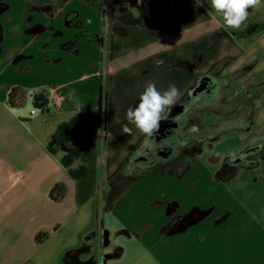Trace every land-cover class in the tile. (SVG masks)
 I'll use <instances>...</instances> for the list:
<instances>
[{
  "label": "crops",
  "instance_id": "obj_1",
  "mask_svg": "<svg viewBox=\"0 0 264 264\" xmlns=\"http://www.w3.org/2000/svg\"><path fill=\"white\" fill-rule=\"evenodd\" d=\"M129 12L141 26L118 21ZM130 37L128 62L140 63L127 72L126 57L112 51ZM174 58L190 66L175 69ZM225 60L228 72L251 66L234 78L242 91L264 85V4L233 30L211 0H0V264H264V157L225 165L249 147L264 151V90L248 130L203 142L187 163L144 165L151 143L126 119L148 83L175 84L178 104ZM120 70L126 81L114 96L106 87L99 120L100 87ZM13 88L23 104L40 91L61 101L36 116L43 111L8 105ZM76 114L89 119L87 137L64 167L65 151L46 145ZM55 184L65 189L58 200L49 196ZM39 233L47 236L37 242Z\"/></svg>",
  "mask_w": 264,
  "mask_h": 264
},
{
  "label": "trees",
  "instance_id": "obj_2",
  "mask_svg": "<svg viewBox=\"0 0 264 264\" xmlns=\"http://www.w3.org/2000/svg\"><path fill=\"white\" fill-rule=\"evenodd\" d=\"M133 1V0H131ZM255 26L250 25L244 30L230 32L232 37L243 36L254 30ZM229 61L225 60L216 64L209 73L201 76L199 80L206 79L210 75H215L216 84L213 85V81L209 84V91H206V95L209 92L208 96L200 97H190V93L182 100L188 98L189 106L187 113L190 114V124L186 127L184 131V140L182 141L183 154L177 159V162H184L190 159V156L199 152L201 144L205 141H212L218 138L219 136L231 132V131H246L251 126L252 115H253V103L254 100L259 96V94L264 90V85H249L245 90L236 94L229 102L224 101L226 96H230L233 93L231 87H228V82L232 78H240L243 76L251 66L244 67L242 70L236 71L232 74L231 77H221L219 74L221 71L229 65ZM217 69V75L213 73ZM18 88H13L8 94V105L10 107H21L23 105V98L18 96ZM104 92L103 86L99 90V106H98V115L99 120L101 117V108L104 105ZM33 106L35 108H46L48 104V94L44 91H40L32 94ZM181 104V102H180ZM185 108H187L184 103ZM211 111V113L220 115L218 120L213 124H202L200 119L197 116L198 113L203 111ZM89 119L86 116L81 114H76L70 118L67 122L60 124L55 132L52 134L51 138L47 142L46 149L49 153H53L56 150L62 149L65 151V154L61 158V163L64 167H68L74 159H76L81 152L85 140L87 137ZM195 127V131L193 128ZM189 129V131H188ZM264 157V151H261L259 146L249 147L238 156L233 159H226L225 165L229 167L243 166L250 164L252 162L250 157L253 155H258ZM133 158V154L124 164V167L121 171H128L126 165ZM85 167L81 166L75 170L70 171V175L74 179L80 178L85 173ZM136 176V175H135ZM64 186L62 184H55L51 189L49 196L53 200H58L61 198L64 192ZM47 236L45 233H39L36 235L35 239L37 242L42 241Z\"/></svg>",
  "mask_w": 264,
  "mask_h": 264
},
{
  "label": "clouds",
  "instance_id": "obj_3",
  "mask_svg": "<svg viewBox=\"0 0 264 264\" xmlns=\"http://www.w3.org/2000/svg\"><path fill=\"white\" fill-rule=\"evenodd\" d=\"M264 0H211V7L222 19L223 24L233 30H240L247 21L249 9L257 10ZM180 97V90L170 84L167 90L161 91L155 83H148L139 98V103L126 112L128 124H133L146 138V142L159 146L155 139L162 121H167L170 111ZM125 124L124 133L131 135L132 129ZM195 131V127L193 128ZM160 141L159 144H163Z\"/></svg>",
  "mask_w": 264,
  "mask_h": 264
},
{
  "label": "rangeland",
  "instance_id": "obj_4",
  "mask_svg": "<svg viewBox=\"0 0 264 264\" xmlns=\"http://www.w3.org/2000/svg\"><path fill=\"white\" fill-rule=\"evenodd\" d=\"M18 3H21V2H18ZM11 15H12V13H11ZM103 19H104V22L109 20L108 11H103ZM2 20L7 21L8 18L3 16ZM118 21L121 22L122 24H125V25L137 24L138 23L141 26V23H140L139 20L136 21V20L132 19V15H131L130 12L128 14L120 17V19ZM108 22H110V20ZM128 30L132 31L134 29H128ZM103 39L104 40L101 42V45H102V48H103V54H104V58H105L104 61H105L106 60V52H107V48L109 46V42L105 41V37H103ZM116 44L117 45L114 47L112 53H117L119 55L121 54L122 55L121 57L125 56L126 58L124 60H127V62L129 60H131L132 59L131 57L133 56L132 55L133 46L137 44L136 42H134L133 38L130 37V38H127V39H122V40L118 41ZM111 49H112V47H111ZM134 62H136V63H133V64H130L129 62L127 63V66H125V69H127V72H130L132 70V68H134V66H136L137 64L140 63L139 59L134 60ZM171 63H172L171 64L172 67L175 68V69L176 68L177 69H181V68H185L187 66L188 67L190 66L189 62L187 63V62H185L183 60H180V59H177V58H174ZM228 67H229V65L221 71L219 76H221V77H223V76L231 77L234 72H228ZM213 73L217 75L218 74L217 73V69L214 70ZM111 76L113 77L112 79L109 78ZM125 78L126 77L122 74L121 70L113 72V73L109 72L107 78L104 79L106 82L103 83V87H104V89H103L104 95L103 96H105V94H106L105 93L106 92V87L108 89H110L109 92H112L113 96L119 94V90L120 89L117 88L116 85L121 83V82L126 81ZM173 80L175 82H177V79H173ZM227 86L232 88L233 93H232V95L226 96L224 98V101H226V102H229L236 94L240 93L242 91L243 87H244L242 83L238 82L236 79H233V78L231 80H229ZM32 103H33V101H32ZM23 107L25 108V110H30V109H33L34 106L29 102V100H26V102L20 108H23ZM47 108L50 109V107H47ZM37 113H39V112H37ZM45 114H47V112L43 111L42 113H39L36 116L45 115ZM197 116L200 119V123H202V124H213V123H215L218 120L220 115L213 114V113H211V111L207 110V111H203V112L198 113ZM188 131H189V129H188ZM98 208H99L98 209V212H99L98 213V218H99V216L102 213L101 204L98 206Z\"/></svg>",
  "mask_w": 264,
  "mask_h": 264
},
{
  "label": "flooded vegetation",
  "instance_id": "obj_5",
  "mask_svg": "<svg viewBox=\"0 0 264 264\" xmlns=\"http://www.w3.org/2000/svg\"><path fill=\"white\" fill-rule=\"evenodd\" d=\"M213 81V85L216 84L215 81V75H210L206 79L201 80V85L203 87L201 89H198L194 96L190 95L188 98L194 99L195 97L202 96H208L209 92L205 95L204 93L206 91H209V84ZM195 85H199V78ZM194 97V98H193ZM185 99V101H181V104H186L187 108H184L179 113H177L174 117L173 115L169 116L168 122L164 123L165 128L162 130V135H159L160 137H156L157 144L159 146H154L150 144V149L145 151V154L141 155V162L144 165L148 166H167V165H174V163L177 162V159L182 156V150L184 140V131L186 127L190 124V114L187 113V109L189 106V100ZM171 117V118H170ZM189 123V124H188ZM162 126V127H163ZM162 137V138H161ZM160 141H164L163 144H159Z\"/></svg>",
  "mask_w": 264,
  "mask_h": 264
},
{
  "label": "water",
  "instance_id": "obj_6",
  "mask_svg": "<svg viewBox=\"0 0 264 264\" xmlns=\"http://www.w3.org/2000/svg\"><path fill=\"white\" fill-rule=\"evenodd\" d=\"M203 87V85H201V80H199V85H195L190 91H189V93H190V95H192V96H194V94L196 93V91L198 90V89H201ZM183 108H184V105L183 104H180V103H178V104H176L174 107H172V109H171V111H170V114H169V116H171V115H173L172 117H174L178 112L180 113L182 110H183ZM171 118V117H170ZM168 121H162L161 122V125H160V130H159V132L156 134V137L158 138V137H160L159 135H162L161 133H162V130H163V128H165V125L163 126V124L164 123H167ZM163 126V127H162ZM155 137V138H156ZM162 138V137H161ZM86 264H98V262H97V260H96V258H94V259H91L90 261H88Z\"/></svg>",
  "mask_w": 264,
  "mask_h": 264
},
{
  "label": "built area",
  "instance_id": "obj_7",
  "mask_svg": "<svg viewBox=\"0 0 264 264\" xmlns=\"http://www.w3.org/2000/svg\"><path fill=\"white\" fill-rule=\"evenodd\" d=\"M60 101H61V97L59 95H55L52 99H49L48 98V104H47V107H55L57 105L60 104ZM46 107V108H47ZM46 108H35L33 107V109L31 110V114H34L36 112H40V111H43L45 110Z\"/></svg>",
  "mask_w": 264,
  "mask_h": 264
}]
</instances>
